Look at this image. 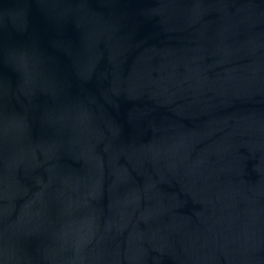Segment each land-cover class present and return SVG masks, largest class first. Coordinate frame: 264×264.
<instances>
[{
  "label": "water",
  "instance_id": "obj_1",
  "mask_svg": "<svg viewBox=\"0 0 264 264\" xmlns=\"http://www.w3.org/2000/svg\"><path fill=\"white\" fill-rule=\"evenodd\" d=\"M0 264H264V0H0Z\"/></svg>",
  "mask_w": 264,
  "mask_h": 264
}]
</instances>
